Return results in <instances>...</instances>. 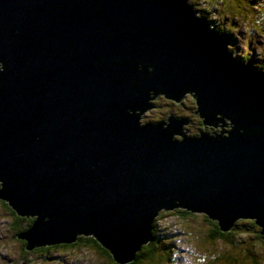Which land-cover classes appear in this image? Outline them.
I'll return each mask as SVG.
<instances>
[{
  "label": "water",
  "instance_id": "obj_1",
  "mask_svg": "<svg viewBox=\"0 0 264 264\" xmlns=\"http://www.w3.org/2000/svg\"><path fill=\"white\" fill-rule=\"evenodd\" d=\"M204 16L194 0H0V198L35 217L25 248L92 235L128 263L177 207L264 238V69ZM160 94L219 130L141 122Z\"/></svg>",
  "mask_w": 264,
  "mask_h": 264
},
{
  "label": "rangeland",
  "instance_id": "obj_2",
  "mask_svg": "<svg viewBox=\"0 0 264 264\" xmlns=\"http://www.w3.org/2000/svg\"><path fill=\"white\" fill-rule=\"evenodd\" d=\"M194 2L201 10L207 9L208 19H215L213 23L210 21L212 26H219L220 23L223 28L232 26L234 40H231L229 46H232V42L234 43V47L230 49L233 50L235 57L241 59V55L248 52L252 63L260 64L264 69L262 65L264 64V0H254L252 8L241 0H228L223 6L220 0H194ZM249 4H251L250 1ZM257 6L260 9L256 8ZM225 11L232 12V14L226 16ZM161 97H164L165 100H162ZM173 101L175 100L160 94L151 101L153 106L143 112L140 121L156 120L170 112L188 113L187 107L172 105L176 103ZM187 101L185 99V103L189 104ZM185 126L188 127L187 133L199 130L192 121H187ZM177 136L179 137V135ZM7 210V207L0 202V254H3V259L0 256V264H7L6 256L9 251L13 255L16 250H22L19 241L10 235L12 232L9 229L8 218L11 214ZM244 226L248 227L247 223H244ZM246 229L245 234L239 238L243 246L255 240L254 235L257 230L254 227L253 230ZM207 230L208 221L201 212L182 213L180 208L161 210V216L157 220L156 237H154L159 254H156L155 260H149L145 264H206L207 260L216 254L215 251L223 250V247H219L222 245L221 243L215 244L213 241H208ZM79 243L81 245L76 249L60 247L56 251L38 250L32 255L33 262L35 264H55V260L47 258L53 257L54 252L67 249L60 254L64 257L60 264H116L107 254L99 253L97 249L94 250L90 246H84L82 240ZM255 247L263 251L261 244L255 245ZM39 254L41 255L39 256ZM203 254L206 255L205 259L201 258ZM43 260L45 261L43 262ZM141 261H138L137 264H143ZM56 264L59 263L56 262Z\"/></svg>",
  "mask_w": 264,
  "mask_h": 264
},
{
  "label": "trees",
  "instance_id": "obj_3",
  "mask_svg": "<svg viewBox=\"0 0 264 264\" xmlns=\"http://www.w3.org/2000/svg\"><path fill=\"white\" fill-rule=\"evenodd\" d=\"M227 1L228 0H220V3L223 6L227 3ZM241 1L245 4H247V6H250L251 8L254 6V4H252L254 0H241ZM249 1L251 4H249ZM256 8L260 9L258 6ZM202 11L205 14L208 12L207 9H204V8L202 9ZM263 11H264V9H263ZM224 14L226 16H229V14H232V12L228 13L227 11H225ZM207 16H204V17L208 21H212V23L215 22L214 18L208 19ZM219 26H216L217 29L219 31H221L222 33H224L226 36H228L230 39V42H231V40L233 41L234 35L232 32V30H233L232 26H229L227 28H223L221 26V23ZM255 27L256 26L254 25V28ZM229 47L233 48L234 43L232 42V46H229ZM241 56H242L241 59L243 61L247 60V61L252 62L251 59L249 58L248 52L243 53ZM253 64L259 68H262V66L260 64H255V63H253ZM262 65L264 66V64H262ZM161 99L165 100L164 97H161ZM185 99L188 100L187 102H189V104L185 103ZM153 102H152V105H153ZM173 102H176V103H173L172 105H175V106L181 105V106H185L188 108V113L181 112V113H178L176 115L184 116L185 118L188 119V121H190V122L192 121L193 123L196 124L197 129H205L207 131L208 130L212 131L213 129L219 130V128L214 127V126L212 127V126H207V125H199V124H203L202 118H200V116L195 112V108H196L195 102H194L193 98H191L190 96H185L183 99H181V101L179 100V101H173ZM170 113H174V112H170ZM182 113H185V114H182ZM168 114L169 113H167V115ZM167 115H165L163 117H158L156 120H161V119L165 118ZM223 122H227V119H223ZM185 127L188 128L187 126H185ZM192 133H194V132H192ZM2 200L3 199L0 198V202ZM4 202L7 206L12 208L6 201H4ZM2 204L5 205L4 203H2ZM12 210H13V208H12ZM180 210L182 211V213H192V211H188V210H185L182 208H180ZM13 211H14V213L18 214L15 210H13ZM18 215H21V214H18ZM204 215L206 216V219L208 221V230L206 233L208 241H213V243H215V244L221 243L222 245H219V247L220 248L223 247V250L215 251L216 254L213 255L211 259L207 260L206 264H264V238H262L263 235L259 231L260 227L255 224L253 219L238 218L232 224L231 228L221 229L217 220L208 217L206 214H204ZM160 216H161V213H159L152 222L151 230L148 234L149 240L146 242H143L141 244L140 248L136 251L135 258L132 261H130L128 263H124V264H137V262L140 260H142L143 264H145L149 260L150 261L155 260L156 254H159L158 253L159 249L154 243V237H156L157 220ZM34 219H35V217H33V216L28 217V219L27 218L24 219V221H27L28 224L23 230H25L26 228H29L31 226V224L33 223ZM244 223H247L248 227L244 226ZM253 227L255 229H257V230H255V235H254L255 240L252 241L250 244H245L243 246V243L239 239L240 236L242 234H245V230H247L246 228L253 230ZM23 230H21V231H23ZM21 231H19L17 233L19 234ZM80 240L84 241V246H90L94 250L97 249V251L99 253L107 254L109 256V258H111L116 264H120L114 260V258L112 257V255L108 251V249H106L104 246H102L96 238H94L93 236H90V235H79L76 241L70 242L67 244L68 246H64V247H66L68 249H70V248L76 249L77 247H79L81 245V243H79ZM258 244H261L263 246V251L260 249H257L255 247V245H258ZM241 257H243L244 260L241 259ZM201 258L205 259L206 255L205 254L201 255Z\"/></svg>",
  "mask_w": 264,
  "mask_h": 264
},
{
  "label": "flooded vegetation",
  "instance_id": "obj_4",
  "mask_svg": "<svg viewBox=\"0 0 264 264\" xmlns=\"http://www.w3.org/2000/svg\"><path fill=\"white\" fill-rule=\"evenodd\" d=\"M173 114L174 116H178L174 113H169L168 115ZM184 117V116H183ZM150 121H156V120H150ZM1 203L5 202L2 200ZM6 205V204H5ZM7 212L9 214H11V216L8 218V224H9V229L11 230V236L13 239L19 241L22 250L18 251L16 250V253H14L13 255L10 253V251L8 252V255L6 256V260H7V264H35L33 262V253H35L38 250H50V251H56L58 249H60V247H64V246H68V243H63V242H57V243H49V244H41V245H37L34 246L32 248H25V239L24 238H20V237H16L17 232L23 230L28 222L24 221V219H28V217L31 216H27V215H18L16 213H14V211L12 210V208H10L9 206H7ZM23 219V220H22ZM16 227H14V226ZM64 251H67V249H61L59 250L57 253L54 252V256L47 258V259H52L55 260V264L56 262H58L59 264L63 261L64 257L61 256L60 254ZM41 254H39L40 256ZM1 258L3 259V254H0ZM46 259V260H47ZM45 260H43L44 262ZM3 264V263H1Z\"/></svg>",
  "mask_w": 264,
  "mask_h": 264
},
{
  "label": "clouds",
  "instance_id": "obj_5",
  "mask_svg": "<svg viewBox=\"0 0 264 264\" xmlns=\"http://www.w3.org/2000/svg\"><path fill=\"white\" fill-rule=\"evenodd\" d=\"M177 208H181V207H177ZM175 209V208H174ZM90 236H92V235H90ZM26 241V240H25Z\"/></svg>",
  "mask_w": 264,
  "mask_h": 264
},
{
  "label": "bare ground",
  "instance_id": "obj_6",
  "mask_svg": "<svg viewBox=\"0 0 264 264\" xmlns=\"http://www.w3.org/2000/svg\"><path fill=\"white\" fill-rule=\"evenodd\" d=\"M181 101V100H180Z\"/></svg>",
  "mask_w": 264,
  "mask_h": 264
}]
</instances>
